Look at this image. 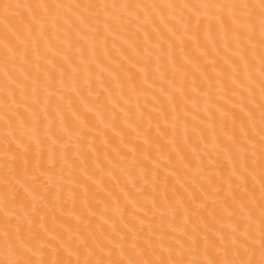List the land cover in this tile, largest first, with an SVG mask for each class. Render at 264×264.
<instances>
[{
	"label": "bare ground",
	"instance_id": "1",
	"mask_svg": "<svg viewBox=\"0 0 264 264\" xmlns=\"http://www.w3.org/2000/svg\"><path fill=\"white\" fill-rule=\"evenodd\" d=\"M259 4L0 0V264H261Z\"/></svg>",
	"mask_w": 264,
	"mask_h": 264
},
{
	"label": "snow or ice",
	"instance_id": "2",
	"mask_svg": "<svg viewBox=\"0 0 264 264\" xmlns=\"http://www.w3.org/2000/svg\"><path fill=\"white\" fill-rule=\"evenodd\" d=\"M247 6V5H245ZM259 7L261 9V20H262V34H264V0H260V4ZM262 108H264V105H261ZM262 120H264V117H262ZM262 131H264V129H262ZM261 189H262V197H264V184L261 185ZM261 213H262V217H264V204H262L261 206ZM264 222V221H262ZM261 244L262 247H264V229H262V239H261ZM8 264H21L20 261H11L8 262ZM25 264H32L31 261L25 262ZM40 264H49L48 261H41ZM55 264H62V261H57L55 262ZM77 264H79V262H77ZM89 264H91V262H89ZM101 264H103V262H101ZM177 264H179V262H177ZM249 264H253V262H249ZM261 264H264V260L261 261Z\"/></svg>",
	"mask_w": 264,
	"mask_h": 264
}]
</instances>
